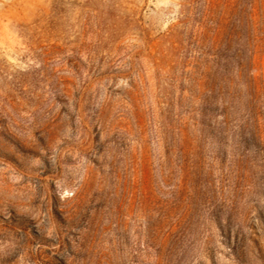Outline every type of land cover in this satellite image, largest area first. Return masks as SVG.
Returning <instances> with one entry per match:
<instances>
[{"label": "rangeland", "instance_id": "rangeland-1", "mask_svg": "<svg viewBox=\"0 0 264 264\" xmlns=\"http://www.w3.org/2000/svg\"><path fill=\"white\" fill-rule=\"evenodd\" d=\"M0 264H264V0H0Z\"/></svg>", "mask_w": 264, "mask_h": 264}]
</instances>
